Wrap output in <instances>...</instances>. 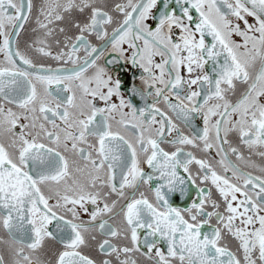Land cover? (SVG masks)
Returning <instances> with one entry per match:
<instances>
[{
	"label": "snow or ice",
	"instance_id": "snow-or-ice-1",
	"mask_svg": "<svg viewBox=\"0 0 264 264\" xmlns=\"http://www.w3.org/2000/svg\"><path fill=\"white\" fill-rule=\"evenodd\" d=\"M0 264H264V0H0Z\"/></svg>",
	"mask_w": 264,
	"mask_h": 264
},
{
	"label": "flooded vegetation",
	"instance_id": "flooded-vegetation-1",
	"mask_svg": "<svg viewBox=\"0 0 264 264\" xmlns=\"http://www.w3.org/2000/svg\"><path fill=\"white\" fill-rule=\"evenodd\" d=\"M34 3L38 6L39 3H40V0H34ZM33 15L35 16V10H34ZM33 24H34V22H33V23H30L29 25H26V32L21 34V43H22V44H23V41H24V40H27L28 37L31 35V28L33 27ZM49 63H52L53 66H55V65H54V62H51V61H50ZM129 74H130V73H129Z\"/></svg>",
	"mask_w": 264,
	"mask_h": 264
}]
</instances>
